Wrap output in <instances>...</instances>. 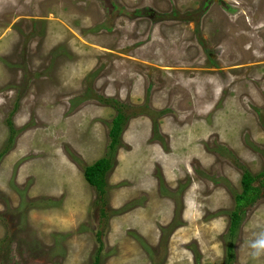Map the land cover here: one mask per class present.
<instances>
[{"label":"rangeland","instance_id":"1","mask_svg":"<svg viewBox=\"0 0 264 264\" xmlns=\"http://www.w3.org/2000/svg\"><path fill=\"white\" fill-rule=\"evenodd\" d=\"M94 95L137 112L106 216L83 165L115 109ZM9 118L0 264H91L100 245V264H227L233 193L264 165V0H0V150ZM233 246L264 264L263 194Z\"/></svg>","mask_w":264,"mask_h":264},{"label":"trees","instance_id":"2","mask_svg":"<svg viewBox=\"0 0 264 264\" xmlns=\"http://www.w3.org/2000/svg\"><path fill=\"white\" fill-rule=\"evenodd\" d=\"M90 87H88L89 89ZM95 98L104 104L110 105L115 109V114L111 120L110 127L108 130V144L106 146V151L103 156L97 158L94 162L90 164L83 165V177L86 182L94 188L97 193L98 201L100 202V212L102 216H106V211L104 209L105 195L108 190L107 176L108 172L114 165L115 152L118 146L121 144V134L124 130V127L131 115L137 114V112L129 113L127 111L128 106L120 102L115 98H108L102 95H94ZM161 112H157L160 114ZM139 114V113H138ZM7 125L9 128V136L7 145L0 150V158L9 149L10 144L12 143L16 130L12 126L10 118L7 120ZM153 132L158 133V124H153ZM258 181V184L255 182ZM241 190L234 191L233 193V207L228 212L229 224L227 231L228 244L225 248V261L227 264H231L234 258V246L233 239L236 236L237 230L240 224L243 221L244 214L246 209L253 205L259 197L264 195L262 188L264 187V165L261 171L258 173L252 174L245 167L242 170L241 174ZM100 232H98L97 238L99 237ZM101 246V245H100ZM96 251V254L93 257L91 264H100V247Z\"/></svg>","mask_w":264,"mask_h":264}]
</instances>
